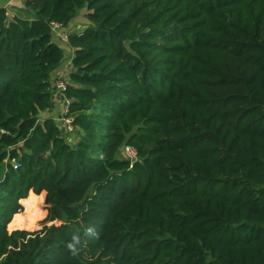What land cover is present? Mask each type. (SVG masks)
<instances>
[{"label": "trees", "instance_id": "1", "mask_svg": "<svg viewBox=\"0 0 264 264\" xmlns=\"http://www.w3.org/2000/svg\"><path fill=\"white\" fill-rule=\"evenodd\" d=\"M21 9L0 6V264H264V0ZM83 9L70 144L39 116L64 57L50 22ZM87 226L99 239L70 255Z\"/></svg>", "mask_w": 264, "mask_h": 264}, {"label": "crops", "instance_id": "2", "mask_svg": "<svg viewBox=\"0 0 264 264\" xmlns=\"http://www.w3.org/2000/svg\"><path fill=\"white\" fill-rule=\"evenodd\" d=\"M20 1V2H19ZM16 5L19 6V8H16L15 11H11V16L15 14H18L19 10L24 5V0H17ZM20 3H22V7L20 8ZM14 5L13 0H0V6H3L7 9L8 5ZM22 12V9H21ZM8 13V11H7ZM79 13L80 15H76L66 26H61L59 30L66 31L69 33H81L83 29L87 26L89 21L84 16L85 10H81ZM53 34V33H52ZM53 40L63 49L64 57L62 62H60L59 65L54 67L51 70V78H50V87H51V108L48 111L42 112V118L45 117H52L55 120L59 119L61 117V111H63L64 107V100L61 98V96L58 94L57 89L52 85V81L57 78L58 76H62L63 78H69V73L72 70V57H73V51L74 49L68 44V42H61L60 38L56 36V34L53 35ZM62 134H65V131L62 130Z\"/></svg>", "mask_w": 264, "mask_h": 264}, {"label": "built area", "instance_id": "3", "mask_svg": "<svg viewBox=\"0 0 264 264\" xmlns=\"http://www.w3.org/2000/svg\"><path fill=\"white\" fill-rule=\"evenodd\" d=\"M50 28L53 34H56L61 41L67 42L68 41V34L63 31L59 30L61 28V25L56 22H50ZM54 87L57 89L58 94L61 96V98L64 100V107H63V113L64 115L61 116L58 120L63 123V129L64 131H73L74 130V124H73V117L69 115V100L65 96V91L67 89V81L66 78H63L61 75L56 78V80L53 81ZM125 153L128 154L130 157V161L133 162L137 160V153L135 148L127 145L125 146ZM13 167L16 168L17 164L13 161L12 162Z\"/></svg>", "mask_w": 264, "mask_h": 264}, {"label": "clouds", "instance_id": "4", "mask_svg": "<svg viewBox=\"0 0 264 264\" xmlns=\"http://www.w3.org/2000/svg\"><path fill=\"white\" fill-rule=\"evenodd\" d=\"M100 233L95 226H87L82 231H74L65 245V250L72 256L80 254L88 240L99 239Z\"/></svg>", "mask_w": 264, "mask_h": 264}, {"label": "rangeland", "instance_id": "5", "mask_svg": "<svg viewBox=\"0 0 264 264\" xmlns=\"http://www.w3.org/2000/svg\"><path fill=\"white\" fill-rule=\"evenodd\" d=\"M13 2H14V5L13 4H11V5H8V7H7V11H8V15L9 16H11V11H15L16 10V8H19V6H17L16 4L17 3H19V2H17V0H13ZM21 5H20V8L22 7V3H20ZM77 15H80L81 16V13H78ZM82 17V16H81ZM11 18V17H10ZM66 32V31H65ZM67 33V32H66ZM68 34V33H67ZM57 36V35H56ZM54 80H56V78L54 79ZM64 115V113L61 111V116H63ZM60 118V117H59ZM43 118H42V114H40V116H39V120L41 121ZM57 122H58V125H59V127H60V129H63V123H61L58 119H57ZM75 128H74V130L73 131H70V132H68V131H65V134H63V137L66 139V141L67 142H69L70 144H73L74 142H76L77 140H78V137H79V135H78V130H77V128H76V126H74ZM125 146H127L126 144L125 145H122V147L120 148V150H119V153H118V157H120V158H126V159H129V160H131L130 159V157H129V155L127 154L126 155V153H125ZM45 209H46V206H45ZM47 224H50V222L49 223H47ZM39 225H40V228L44 225V223L42 222V220L39 222Z\"/></svg>", "mask_w": 264, "mask_h": 264}]
</instances>
